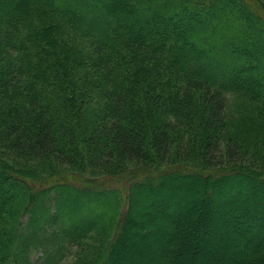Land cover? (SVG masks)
Returning a JSON list of instances; mask_svg holds the SVG:
<instances>
[{
    "label": "trees",
    "instance_id": "obj_1",
    "mask_svg": "<svg viewBox=\"0 0 264 264\" xmlns=\"http://www.w3.org/2000/svg\"><path fill=\"white\" fill-rule=\"evenodd\" d=\"M259 5L0 0V264H37L30 257L39 248L38 264H61L54 261L69 245L91 235L103 238L99 250L71 264H169L181 244L203 264H264V191L241 209L218 195L228 181L264 186V155L252 151L260 166L241 158L226 97L264 107ZM173 149L177 157L162 164ZM164 189L168 207L151 198ZM183 190L200 211L177 207L186 230L176 234L168 219L150 245L149 226L172 217L169 205ZM141 196L154 203L142 218ZM77 199L90 203L87 224L66 208Z\"/></svg>",
    "mask_w": 264,
    "mask_h": 264
},
{
    "label": "rangeland",
    "instance_id": "obj_2",
    "mask_svg": "<svg viewBox=\"0 0 264 264\" xmlns=\"http://www.w3.org/2000/svg\"><path fill=\"white\" fill-rule=\"evenodd\" d=\"M260 5V13L264 12V0H256ZM257 12H259V10H257ZM259 28V27H258ZM260 30V28H259ZM258 31V30H257ZM260 33V35H259ZM258 38L263 40V43H261L260 46L262 49L264 48V36L261 34V30L260 32L258 31ZM242 83H245V80H241ZM226 97L228 98V109L229 112L231 114H233L238 121H236L234 124H230L229 125V129L231 131V133L233 132L234 134L239 135V138L243 141V145H242V149L244 151L240 152L241 158L244 160L248 161V164L252 165H259L261 164V160L258 157H253L252 156V151H256L259 150L260 153L259 155L263 156L264 155V143H263V139L264 137H262L261 133L264 132V107H262V110L259 109V107L254 104L253 102H244L241 101L240 99H238L236 96H232L227 94ZM261 112V113H260ZM260 113V114H259ZM246 118V119H245ZM251 122V123H249ZM225 135H227V131L225 130ZM223 135V134H222ZM258 144H256V143ZM263 145H262V144ZM256 145V146H255ZM258 146V147H257ZM256 147V148H254ZM174 149L173 151H171L168 155H167V159L162 160V164H167L169 161L173 160L175 157L176 153ZM181 156L183 158V153H180ZM156 155V161L158 162V159L161 160V158L159 157V152L155 153ZM172 155V156H171ZM187 155V154H186ZM258 155V154H257ZM153 159V160H155ZM264 159V158H263ZM166 160V161H165ZM225 164V163H224ZM130 166V165H129ZM133 166V165H131ZM70 166H64L63 169L65 170H69ZM187 184H189V182L185 181L184 182V186L186 187ZM224 188L225 191L219 190V194L223 196V199H225L227 201V205H233V207L235 208H239L241 209L242 207H244V203L246 204L250 199H251V193L252 194H256V195H260L262 191H264V186H258V184L254 183V182H246V181H241L240 183H235L233 184V182L228 181L224 184ZM182 186V187H184ZM170 190H163L160 191L159 193H154L152 200H154L155 204L160 202L163 203V205H165L166 207L167 204L166 199L168 198V193ZM5 191L0 190V196L2 194H4ZM184 195L178 194L176 198H172L173 203H171L169 205V207L174 210L173 213L171 214V216L166 215L164 218L163 217H158L155 220V224L151 223L152 226H149L148 224L144 227V228H140V230H146V228L149 226L151 227L152 230V236L147 239L148 243L150 245H155V241L159 238H161V234L162 230L165 229L166 223L169 222L168 219H171V225H173V230L174 232H176V234H183V232L186 230V226L183 224V222H181L180 220H182V218L180 219L179 217L174 215V212H177L178 210L182 211V208H185L186 211L191 214L195 213V212H199L200 211V203L199 201L192 203V201L189 199V194L187 190H183ZM70 194L71 199L74 197L73 192L71 191ZM121 194V192H120ZM146 195V194H145ZM201 197V194H197L195 196V198H197L199 200V198ZM91 200V198H89ZM138 199V204L136 205V209L135 211L137 212V215L140 216L141 218L145 215V212L149 211V210H153L154 208V203H148L145 198L143 196L141 197H137ZM80 199H77V201H79ZM187 200V202H186ZM194 201V200H193ZM104 198L99 199L98 201H95V204H92L93 209L95 210V212L100 213L101 210L103 209L102 207L104 206ZM74 201L68 202L66 204V208L67 209H77L76 213H77V219L78 222H82V223H89L91 221V219L93 218L92 214H89L87 212V205L90 204L88 202V200L86 199H82L80 200V202H75V204H73ZM200 204V205H199ZM166 207H164V209H167ZM178 207V208H177ZM176 208L178 210H176ZM100 209V210H99ZM116 216V215H115ZM195 218V216H194ZM173 219V220H172ZM199 219H201V214L199 213ZM115 220V219H114ZM202 220V219H201ZM26 221V217L23 218V222ZM21 222V224L24 226L25 224ZM112 222V220L110 221V223ZM146 222V221H145ZM147 223V222H146ZM182 223V224H181ZM134 230H137V227L134 226L133 227ZM155 230V231H154ZM160 234V235H159ZM191 235H193L194 237H196L198 235V230L195 228L194 230L191 231ZM233 235H239V234H233ZM93 236L95 235H91L87 240H83L80 243V246L76 247V245H69L70 246V253L69 251H67V254H65L61 259H57L56 261H60L61 264H71V262H75L77 263V261L79 262V260H83L85 258H82L80 256H85V253L87 254H94L97 250H99V246L100 244H102V239L97 243L95 238H93ZM96 237L99 239V236L96 235ZM93 238V239H92ZM178 239V237H176ZM194 239V238H193ZM193 239H191V243L194 244ZM206 243L209 244V246L211 247L212 251L215 250L216 246V242L210 240V238H205ZM59 241L61 240H57V243L59 244ZM135 245L137 246H141V244L143 245L142 240L137 236L135 237ZM144 241V240H143ZM223 241V240H222ZM61 243L63 244V242L61 241ZM221 245L225 244L223 242H221ZM218 244V242H217ZM91 247L93 248L91 250ZM131 247V246H130ZM147 247V246H146ZM209 247V249H210ZM133 249H135V246H132ZM186 245L185 244H181L178 249H177V253L178 255L176 257L171 258V260L169 261V264H178L179 261H181V257H183V255L187 256L189 258L192 259V263H196V264H203V257H201V259L198 260V258H196L197 256H194V254H184L182 252V249H185ZM103 249V247H102ZM101 249V250H102ZM210 249V251H211ZM227 250L231 251L232 248L231 247H226ZM152 251V248H151ZM208 250H205V254H209L207 252ZM233 252V251H232ZM43 252L41 250V248H39L37 251H34L31 253V257L30 259L33 260L35 263H40L38 260L42 258ZM75 255V256H74ZM237 254H235L233 252V260L235 261L238 257L236 256ZM74 256V257H73ZM71 260V261H70ZM88 260V259H86ZM189 260V259H188Z\"/></svg>",
    "mask_w": 264,
    "mask_h": 264
}]
</instances>
